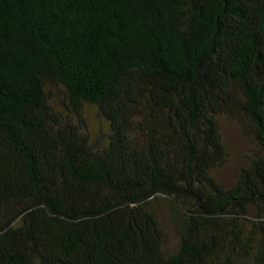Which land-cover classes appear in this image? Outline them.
I'll return each mask as SVG.
<instances>
[{
  "label": "trees",
  "instance_id": "16d2710c",
  "mask_svg": "<svg viewBox=\"0 0 264 264\" xmlns=\"http://www.w3.org/2000/svg\"><path fill=\"white\" fill-rule=\"evenodd\" d=\"M234 110L260 151L224 186ZM0 264H264V0H0Z\"/></svg>",
  "mask_w": 264,
  "mask_h": 264
},
{
  "label": "rangeland",
  "instance_id": "374dc122",
  "mask_svg": "<svg viewBox=\"0 0 264 264\" xmlns=\"http://www.w3.org/2000/svg\"><path fill=\"white\" fill-rule=\"evenodd\" d=\"M46 93L52 105L61 110L63 102L67 100L65 88L61 84L49 82ZM82 115L83 131L91 140L103 141L109 132V123L99 113L97 105L84 102ZM218 124L226 155L213 169V174L224 186H229L236 180L240 169L249 165L251 156L260 151V146L254 138L251 121L240 110L219 114ZM152 208L165 232L163 247L170 252L176 248L179 235L170 218L167 202L161 196H156L152 201ZM254 213V208H251L249 218L254 219Z\"/></svg>",
  "mask_w": 264,
  "mask_h": 264
}]
</instances>
